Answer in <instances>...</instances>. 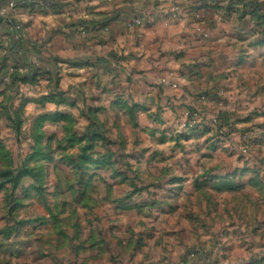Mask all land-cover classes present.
Returning <instances> with one entry per match:
<instances>
[{"label":"rangeland","instance_id":"rangeland-1","mask_svg":"<svg viewBox=\"0 0 264 264\" xmlns=\"http://www.w3.org/2000/svg\"><path fill=\"white\" fill-rule=\"evenodd\" d=\"M70 4L30 0L0 27V264H264V0L191 9L186 100L111 56L100 77L72 27L109 21ZM134 13L128 30L149 25ZM53 40L83 65L39 62Z\"/></svg>","mask_w":264,"mask_h":264},{"label":"crops","instance_id":"crops-1","mask_svg":"<svg viewBox=\"0 0 264 264\" xmlns=\"http://www.w3.org/2000/svg\"><path fill=\"white\" fill-rule=\"evenodd\" d=\"M10 1H16L17 7L14 9H7L8 12V22L1 18L0 27H4L5 32L10 34H15V29L10 27V19L16 22L19 19L25 17L26 10L23 7L27 5L30 0H0V12L6 8ZM49 1V0H41ZM70 1L71 5L75 3H91L94 8L93 12L97 13L100 18L108 20L107 23L108 31L104 32L101 23H95L97 26L96 30H93L89 23H83L81 26L76 24L72 28H77V32L82 35L81 44H73L75 47L81 49L85 55L90 56L87 59L95 61V69L97 74L99 72L100 77H102L101 72H104V65H107L110 61L108 57L111 56L113 60L112 64L115 70L125 69L124 66L131 69L134 73H140L142 76L138 81V87L144 93L146 90L150 93H154V89L162 94L174 93L181 100H186L192 98V92L194 90L193 77L194 75H185L189 70L182 63L186 60H182L180 56V51H190V47L195 44L193 42V21L191 17V9H194L195 5L199 3V0H65ZM205 1V0H203ZM175 2L177 5H184L189 8L186 10L183 20H177L172 23L166 22V17L170 14L169 5ZM38 6V5H37ZM207 8V7H204ZM68 9H65L67 11ZM81 7H75L73 12H63L62 14L74 16L79 13L80 18L82 16H90V13L82 11ZM136 10L134 15L142 13L144 17L149 19V25L146 27L139 28L138 31L133 29L128 30L125 26V22L128 20L130 13ZM56 15V14H55ZM12 20V21H13ZM10 21V22H9ZM6 36V35H5ZM11 43L12 49L16 51H21V46L24 43L20 41H15ZM54 40L49 41L50 52H35L37 59L41 63H49L52 66L56 64H63L66 69L68 67L71 69L81 67L82 61L75 54L71 52L67 53L65 50L60 49L54 45ZM39 48V46H36ZM64 48H68L67 43ZM71 48L73 46L71 45ZM40 49V48H39ZM124 54V56L122 55ZM187 54V53H186ZM53 55V58H52ZM59 55V56H58ZM64 55V56H63ZM125 55H128L127 57ZM61 61L64 63H61ZM106 63V64H105ZM110 64V63H109ZM174 68L177 72L176 79L180 82V89H172L169 85H162L160 83L157 87H151L150 84H146L145 80L148 78H153L155 82L157 81V73H161L168 68ZM186 68V69H185ZM100 70V71H99ZM96 74V75H97ZM197 78V77H196ZM119 79V78H118ZM117 93H115V96ZM121 95V94H120ZM192 95V96H191ZM151 96V95H150ZM122 98V96H119ZM150 106V104L148 105ZM147 106V107H148Z\"/></svg>","mask_w":264,"mask_h":264},{"label":"built area","instance_id":"built-area-1","mask_svg":"<svg viewBox=\"0 0 264 264\" xmlns=\"http://www.w3.org/2000/svg\"><path fill=\"white\" fill-rule=\"evenodd\" d=\"M17 2L16 1H10L6 8L3 9L1 12H0V19L1 18H4L7 22H8V15H7V9H14L17 7ZM177 13L175 11V9L173 8V16H176ZM10 22V21H9ZM142 23V19L140 17H135L131 22H130V25L131 26H134L136 24H141ZM10 27L12 29H17V26L13 25L11 22H10ZM162 83H165L167 85H171L173 87H177L178 83L175 79V76H174V73H170L167 77H164L162 78L161 80Z\"/></svg>","mask_w":264,"mask_h":264}]
</instances>
